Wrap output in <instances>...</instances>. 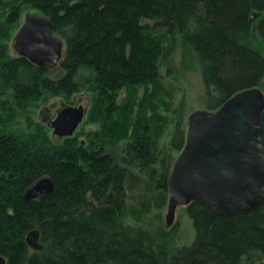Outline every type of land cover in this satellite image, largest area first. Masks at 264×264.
Masks as SVG:
<instances>
[{"label": "trees", "instance_id": "trees-1", "mask_svg": "<svg viewBox=\"0 0 264 264\" xmlns=\"http://www.w3.org/2000/svg\"><path fill=\"white\" fill-rule=\"evenodd\" d=\"M21 8L63 40L59 74L11 57ZM0 256L5 264H264V205L220 216L182 207L192 239L166 227L167 180L186 132L189 75L206 110L264 87V0H0ZM255 14V18H249ZM9 33V34H8ZM91 96L101 129L54 142L30 121L51 98ZM181 99L176 101L178 94ZM124 94L123 98H119ZM23 115L29 129H15ZM264 139V111L261 116ZM50 178L53 192L24 202ZM38 230L42 250L25 242Z\"/></svg>", "mask_w": 264, "mask_h": 264}, {"label": "water", "instance_id": "water-1", "mask_svg": "<svg viewBox=\"0 0 264 264\" xmlns=\"http://www.w3.org/2000/svg\"><path fill=\"white\" fill-rule=\"evenodd\" d=\"M254 18L252 14L249 20ZM12 48L17 57L50 70L60 62L63 40L54 33L49 18L32 11L25 14ZM263 111L264 95L254 87L234 94L214 111L188 114L184 145L167 180L166 227L173 225L179 207L192 202L227 217L249 214L264 205ZM84 115L81 105L61 107L50 122L52 136L72 137ZM53 190L46 177L27 188L22 199L35 201ZM25 242L32 250H42L38 230H30ZM5 263L0 256V264Z\"/></svg>", "mask_w": 264, "mask_h": 264}, {"label": "rangeland", "instance_id": "rangeland-1", "mask_svg": "<svg viewBox=\"0 0 264 264\" xmlns=\"http://www.w3.org/2000/svg\"><path fill=\"white\" fill-rule=\"evenodd\" d=\"M22 14H21V19L20 23H22L24 16L26 13L32 12L28 8H21ZM6 9L0 11V20L2 21L5 17ZM21 25V24H20ZM15 32H12V36L8 42V49H9V55L11 57H17L16 52L12 48L13 44V37L15 35ZM9 34V33H8ZM52 73V76H56V74H59L60 70L56 66L53 69L49 70ZM188 92L186 93L185 97V115H188L192 111L195 110H206L205 103L202 101V98L204 96V88L202 85V82L200 80L199 75H189L188 77ZM264 82V81H263ZM260 90L262 91L264 95V87H260ZM124 94H122L119 98H123ZM181 99V94L179 93L176 97V101H179ZM66 105H81L84 110H85V115L83 118L82 123L78 126L77 130L74 132L73 136H77L78 140L87 143V134L99 131L101 129V125L99 122L94 121L93 119L90 118V107H91V96L87 92H82L80 94L75 95L72 97L69 102L60 99V98H51L45 102L41 101L38 106L34 108H30V111L28 112L30 121L35 123V124H42L46 127L48 131V135L54 142H60L62 139H58L55 136H52V130L50 128V122L54 119L57 111ZM15 120L11 122L13 127L15 129H24L27 130L29 129V126L27 124V119L23 115H18V117L14 118ZM166 213V208L163 210V221H164V215ZM165 222V221H164ZM177 223L178 227V244L185 245L189 243L192 239V227H191V222L189 219L185 216V214L182 212V207H179L176 210L175 213V219L174 223Z\"/></svg>", "mask_w": 264, "mask_h": 264}]
</instances>
